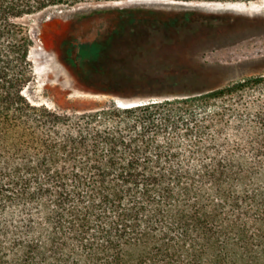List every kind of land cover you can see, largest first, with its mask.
<instances>
[{"label":"trees","instance_id":"1","mask_svg":"<svg viewBox=\"0 0 264 264\" xmlns=\"http://www.w3.org/2000/svg\"><path fill=\"white\" fill-rule=\"evenodd\" d=\"M108 1L118 0H0V264H264L263 74L81 112L26 95L35 79L29 20ZM136 18L92 49L98 71L125 24L139 21L126 40L137 48L144 26L162 23ZM207 18L223 32L264 29L262 15ZM208 28L188 38L220 36ZM105 76L90 79L98 93H140L129 75Z\"/></svg>","mask_w":264,"mask_h":264},{"label":"rangeland","instance_id":"2","mask_svg":"<svg viewBox=\"0 0 264 264\" xmlns=\"http://www.w3.org/2000/svg\"><path fill=\"white\" fill-rule=\"evenodd\" d=\"M257 2L264 0H118L48 9L29 20L34 39L31 60L35 79L26 95L32 102L49 108L81 112L111 101L120 105L137 104L172 97L170 90L184 93L192 88L207 89L264 75V29L234 27L223 32V29L214 30L220 26L218 20L207 18L209 14L264 16L263 9H243ZM114 8L117 13H111ZM131 14L150 22L161 17L162 23L144 26L148 38H142V46L137 48L126 40L129 39L127 32L135 29L139 21L133 26L125 24L126 33L109 50L105 68L98 71L91 64L89 54L93 48H101ZM176 22L182 26L176 27ZM201 27L206 34H210L208 27H211L220 36L198 42L188 38ZM192 43L184 50L185 44ZM79 48L83 59L78 56ZM115 70L116 74L132 77L140 93L120 98L98 93L99 89L90 79L105 78ZM150 89L162 92L151 95ZM249 94L252 99L260 98L258 91Z\"/></svg>","mask_w":264,"mask_h":264},{"label":"bare ground","instance_id":"3","mask_svg":"<svg viewBox=\"0 0 264 264\" xmlns=\"http://www.w3.org/2000/svg\"><path fill=\"white\" fill-rule=\"evenodd\" d=\"M234 7L238 9L239 6H234ZM240 8H243V7H240ZM243 9H258V10L259 9H263L264 10V2H261V3H258V4H256V3L250 4L249 6L243 8Z\"/></svg>","mask_w":264,"mask_h":264}]
</instances>
